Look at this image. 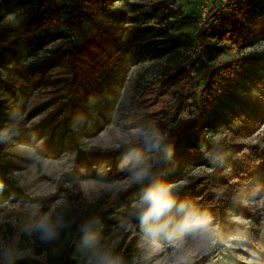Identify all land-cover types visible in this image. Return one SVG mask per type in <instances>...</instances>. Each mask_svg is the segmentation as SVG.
<instances>
[{"label":"rangeland","instance_id":"obj_1","mask_svg":"<svg viewBox=\"0 0 264 264\" xmlns=\"http://www.w3.org/2000/svg\"><path fill=\"white\" fill-rule=\"evenodd\" d=\"M228 2L85 0L81 52L76 40L56 37L58 18L27 25L19 0H0V100L7 118L0 128V163L7 173L0 183V247L16 250L15 263L34 257L31 247L24 248L30 238L19 231L29 219L26 201L42 211L98 204L109 218L104 242L127 258L137 256L139 235L129 230L128 214L138 190L129 189L118 169L125 149L117 145L157 121L174 149L165 177L212 216L215 235L203 246L147 244L142 264H264V34L239 26L249 42L243 47L230 33L223 38L230 48L213 62L218 82L203 114L212 127L198 134L199 111L189 96L203 80L192 83L193 73L182 72L195 48L153 57L139 48L135 34L137 26L161 25L163 15L179 11L190 22L170 32L194 39L208 11L225 13ZM227 66L232 69L224 71ZM178 136H203L206 145L176 146ZM209 144L217 157L207 151Z\"/></svg>","mask_w":264,"mask_h":264},{"label":"trees","instance_id":"obj_2","mask_svg":"<svg viewBox=\"0 0 264 264\" xmlns=\"http://www.w3.org/2000/svg\"><path fill=\"white\" fill-rule=\"evenodd\" d=\"M19 1L25 7L27 25H36L46 19L58 18L62 22L57 26L56 37L68 38L73 35L75 37L74 40H76V48L83 52L85 49L83 44L85 35L82 28V20L85 17L83 10L85 0ZM143 16L148 20L154 18L153 14L148 12L143 13ZM170 18L171 21H169ZM1 20L2 16L0 15V22ZM248 20H250L249 25H247ZM252 20L255 23H252ZM135 21H138V19ZM160 22L161 25H139L135 29L138 46L146 54L159 57L169 54L181 46L199 47L196 55L188 56L186 69L182 71L186 72L187 75L193 73L192 77H190V82L192 83L200 77L203 80V85L199 88L196 87L189 96L193 100L192 104L199 111L193 127L198 134L202 128L212 127V121L206 123V119L204 120L206 117H203V114L206 112V108L212 105L214 97L212 98L209 92L218 82L217 73L213 69V62L230 48L223 38L230 33V40L238 44L239 47L245 46L246 43L248 44L249 42L246 41L244 33L240 32L239 26L249 30L247 32L250 35L258 34L262 36L264 34V0H229L225 13L217 9H210L205 21L198 28L194 39L187 38L184 33L173 34L170 32L175 28L176 24L188 25L190 22L189 15H184L179 11H172L169 15H163ZM252 24H254L253 27H251ZM74 31L77 33L76 35L72 34ZM209 36L213 37L214 40L207 41ZM92 44L95 45L97 42L92 41ZM97 46L100 48L101 44H97ZM59 50L57 48L53 52L56 53ZM95 54H98V51ZM231 69V66H227L224 71ZM6 122L5 105L0 100V128L5 127ZM182 138L178 139L176 146H179L183 141H185L187 149H200L206 145V139L203 136H196L194 140H185L186 137ZM207 151L217 157V152L211 144L208 145ZM6 176L7 173L0 163V183L6 180ZM59 211L64 212L66 219L69 221H75L71 229L62 233L60 240L50 244L41 242L35 236L30 238L28 241L29 245H25L24 248L31 247L34 257L19 260L15 264H80L79 258L75 253L74 240L78 241L76 229L81 220L90 216L100 217L103 223V237L109 228L108 215L100 210L98 204L73 202L70 207H65ZM125 258L128 261L132 260V258Z\"/></svg>","mask_w":264,"mask_h":264},{"label":"clouds","instance_id":"obj_3","mask_svg":"<svg viewBox=\"0 0 264 264\" xmlns=\"http://www.w3.org/2000/svg\"><path fill=\"white\" fill-rule=\"evenodd\" d=\"M154 120V119H153ZM125 151L118 169L126 175L129 189L138 190L130 202L129 230L139 235L137 256L131 261L104 242L103 223L100 217L90 216L77 226L78 241L74 240L75 253L80 264H142L147 244L163 246L177 241L200 245L214 243L215 228L212 216L202 211L176 190L164 174V164L172 159L174 149L169 136L159 122L141 128L134 141L117 145ZM151 149L152 151H146ZM29 219L20 234L50 244L60 240L75 221L66 219L62 211H42L41 205L26 201ZM17 252L13 247H0V264H15Z\"/></svg>","mask_w":264,"mask_h":264},{"label":"built area","instance_id":"obj_4","mask_svg":"<svg viewBox=\"0 0 264 264\" xmlns=\"http://www.w3.org/2000/svg\"><path fill=\"white\" fill-rule=\"evenodd\" d=\"M205 18H206V16L203 17V21H205ZM70 38H71L72 40L75 39V37H74L73 35H71ZM198 50H199V47H196V48H195V52H197Z\"/></svg>","mask_w":264,"mask_h":264}]
</instances>
